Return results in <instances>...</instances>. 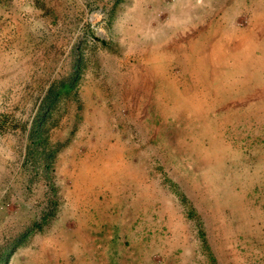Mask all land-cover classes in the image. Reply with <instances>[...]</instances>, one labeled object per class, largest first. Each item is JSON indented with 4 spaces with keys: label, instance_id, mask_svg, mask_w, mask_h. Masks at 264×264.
Masks as SVG:
<instances>
[{
    "label": "rangeland",
    "instance_id": "1",
    "mask_svg": "<svg viewBox=\"0 0 264 264\" xmlns=\"http://www.w3.org/2000/svg\"><path fill=\"white\" fill-rule=\"evenodd\" d=\"M78 1L76 66L140 72L81 73L83 86L59 84L58 105H41L50 90L33 79L45 61L14 52L51 39L65 49L66 27L30 16L24 31L13 11L4 15L15 83L0 91V155L24 147L43 166V194L26 207L0 203L10 211L0 215V264H264V27L251 35L262 36L254 57L204 58L210 67L172 57L151 65L127 51L100 59L104 30L118 36L121 27L100 26L102 0ZM250 24V15L234 18L255 33Z\"/></svg>",
    "mask_w": 264,
    "mask_h": 264
},
{
    "label": "crops",
    "instance_id": "2",
    "mask_svg": "<svg viewBox=\"0 0 264 264\" xmlns=\"http://www.w3.org/2000/svg\"><path fill=\"white\" fill-rule=\"evenodd\" d=\"M12 2L14 0H0V91L11 89L15 83L11 75V58L14 53L21 59L40 58L41 61H45V64L42 63L40 67L46 69H43L41 75L38 78L36 76L33 80L36 89H43L47 93L49 90L52 92L50 94L54 98L49 99L51 106L58 105L56 91L59 89V84L63 85L62 89H74L79 82L78 76L81 73L112 72L136 75L140 72L138 66L130 63L126 64L125 69L121 66L119 69L111 67L109 70L108 67L100 64L86 66L85 62L84 65L76 66V59L78 61L81 56H84L80 50L76 49L74 38L71 39V35L69 37V33L71 30L74 31L75 27L76 0H20L17 5ZM78 3L81 4L82 0H79ZM97 4L99 9L107 12L101 27H121V29H117L118 36L114 35L116 31L113 34H107V31L104 30V37L100 38L97 43L100 59L101 57L105 59L113 57V55L116 58L120 54L123 56L127 51L130 56L137 53L136 57L152 58L151 65L156 62L155 58L163 59L161 63H158L160 65L165 60L168 62L171 57L178 59L177 62L180 65H186V59L189 58L200 59L198 67L207 66L210 62L203 60L208 57H212L222 64L223 61L229 59L228 57L239 58L244 53L254 57V53H256L254 42L262 36H255L256 38H252V36L259 32V26L264 27V0H102ZM10 11H13L15 16H19L17 18H20L25 27L24 31L29 23L26 20L30 16L34 17L35 24L38 25L43 22H55V26L65 25L67 32L65 49L64 47L62 49V44L58 40L52 41L53 39H51L50 43L48 41L43 43L45 48L42 44L39 46L36 44L37 48L34 50L25 48L11 54L7 48L10 42V21L4 17L6 14L9 19ZM41 15H44V18ZM242 15H250L255 33L251 32L250 26L245 29L234 27V18ZM138 27L142 29L141 32L147 33V37L146 35L139 36L140 29ZM26 35L28 36V33ZM46 43L47 45H45ZM48 45L50 46L46 49ZM258 53L256 58L264 57L262 43ZM60 57L66 59V65L61 67ZM216 61L211 63L215 66ZM22 64H24L25 70L30 66L27 61L20 63V67ZM60 75L63 77L61 81ZM25 76L26 73H24ZM126 80L122 79L121 82L127 84ZM19 81L27 84L26 78H20ZM90 82L93 84L92 81ZM79 83H82L83 86L86 81L80 80ZM46 100L43 97L40 100L41 105H48ZM23 101H25L24 104H27L26 100ZM9 149L10 156L8 158L0 155L1 205L13 201L26 207L27 202L36 204L41 202L43 194L42 164L29 160L24 147L15 146ZM54 165L56 166L54 174L58 179H61L58 175L60 167H57V164ZM88 165L91 168V165ZM83 166L85 168L87 164L84 163ZM67 179L63 177L61 181L64 182ZM0 210H2L0 215L3 218H9V209L4 207Z\"/></svg>",
    "mask_w": 264,
    "mask_h": 264
},
{
    "label": "trees",
    "instance_id": "3",
    "mask_svg": "<svg viewBox=\"0 0 264 264\" xmlns=\"http://www.w3.org/2000/svg\"><path fill=\"white\" fill-rule=\"evenodd\" d=\"M50 93H52V92H50ZM60 93H61V91H60L59 93H57V96H58ZM50 96H51V97L47 98V100H46V101H47V103H48V106H50V107H51V105H49V101H50L49 99H50V98H54V97H52V95H51V94H50Z\"/></svg>",
    "mask_w": 264,
    "mask_h": 264
},
{
    "label": "built area",
    "instance_id": "4",
    "mask_svg": "<svg viewBox=\"0 0 264 264\" xmlns=\"http://www.w3.org/2000/svg\"><path fill=\"white\" fill-rule=\"evenodd\" d=\"M99 10H101V9H99ZM91 17H92V16H91ZM91 17H90V18H91ZM92 18H93V17H92Z\"/></svg>",
    "mask_w": 264,
    "mask_h": 264
}]
</instances>
